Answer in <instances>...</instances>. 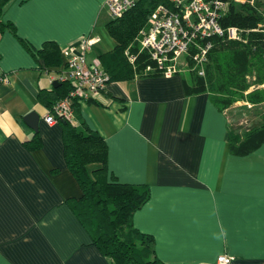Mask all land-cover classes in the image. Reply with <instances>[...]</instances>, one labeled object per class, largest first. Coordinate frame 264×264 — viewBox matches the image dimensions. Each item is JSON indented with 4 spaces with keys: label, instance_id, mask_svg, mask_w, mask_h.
<instances>
[{
    "label": "crops",
    "instance_id": "1",
    "mask_svg": "<svg viewBox=\"0 0 264 264\" xmlns=\"http://www.w3.org/2000/svg\"><path fill=\"white\" fill-rule=\"evenodd\" d=\"M105 2L10 0L0 12L30 45L0 32V264H110L66 204L81 191L65 165L61 127L44 122L48 110L37 100L53 89L64 59L47 67L35 55L45 42L62 51L93 34L101 39L89 53L97 63L114 47L103 44ZM184 82L178 73L109 83L99 101L78 103L80 123L105 140L110 178L149 187L132 223L153 238L160 261L264 264V143L231 155L233 107L219 112L207 94L186 95ZM31 112L40 117L35 152L23 146L35 133L23 121Z\"/></svg>",
    "mask_w": 264,
    "mask_h": 264
},
{
    "label": "trees",
    "instance_id": "2",
    "mask_svg": "<svg viewBox=\"0 0 264 264\" xmlns=\"http://www.w3.org/2000/svg\"><path fill=\"white\" fill-rule=\"evenodd\" d=\"M10 0H0V12ZM227 8L219 19L223 28L240 30V40L210 39L212 48L206 62L194 65L195 53L191 46L188 53L189 82H184L186 95L207 94L219 112L243 103L244 107L256 108L264 104V0L236 2L225 0ZM169 6L167 0H139L136 6L119 18L105 24L107 35L114 41L113 49L99 55L98 66L110 77V83H124L136 77H158L160 74L145 73L153 65L147 52H139L135 43L139 32L148 24L152 12L159 6ZM11 31L12 23L0 22V32ZM18 38V37H17ZM30 51V45L18 38ZM200 43V40L197 41ZM130 49L137 54L135 65L128 63L124 52ZM60 48L55 42H45L35 55L47 67H58ZM202 71V74H200ZM52 90L41 89L37 100L49 112L64 99L72 84L57 82ZM71 121L58 119L61 127L63 156L67 170L76 181L81 196L66 201L80 225L88 234L91 244L110 264H164L154 254L153 238L133 227V215L150 199L147 185L123 184L108 176V147L96 132L80 123L78 103L73 104ZM229 152L243 157L256 151L264 143V112L251 126L239 132L228 126ZM29 152L42 148L38 132L23 143ZM56 174L57 170L51 171Z\"/></svg>",
    "mask_w": 264,
    "mask_h": 264
},
{
    "label": "built area",
    "instance_id": "3",
    "mask_svg": "<svg viewBox=\"0 0 264 264\" xmlns=\"http://www.w3.org/2000/svg\"><path fill=\"white\" fill-rule=\"evenodd\" d=\"M138 1L106 0L104 10L108 19L114 20L134 8ZM167 1L169 6L159 5L152 12L148 26L139 32L135 40L138 51L147 52L153 63L145 68V73L156 72L165 78H171L187 68V65L179 64V60L187 58L191 46L195 48L192 62L197 66L206 62L207 54L212 48L210 39L213 37L240 40V30L225 29L219 23L220 17L227 8L225 0ZM199 40L200 43L197 42ZM100 41V37L90 34L81 37L77 45L61 51L64 59L63 69L53 81L69 82L72 84V89L64 99L54 105L52 112H47L44 117L46 124L54 125L58 123V119L73 120L75 102H97L101 99L110 83V77L96 62L86 61V56ZM124 55L129 64L135 65L136 53L128 48ZM5 82H7L6 77L1 76L0 84ZM230 262L231 259L227 256H220L216 260V264H230Z\"/></svg>",
    "mask_w": 264,
    "mask_h": 264
},
{
    "label": "rangeland",
    "instance_id": "4",
    "mask_svg": "<svg viewBox=\"0 0 264 264\" xmlns=\"http://www.w3.org/2000/svg\"><path fill=\"white\" fill-rule=\"evenodd\" d=\"M101 16L103 18L102 19L103 21L108 20L107 14L105 12H103ZM102 35H103V40H104L103 44L105 45V48H112L114 46V41L111 38H109L106 33L103 32ZM92 55H93V58H92ZM87 57L88 58L91 57V60L87 59V63L88 62L89 63H95L96 58H95L94 54H88ZM180 63L182 64V66L187 65V68H185V70H183L179 73H182V77L188 79L189 78L188 73H189V69H190L188 58H186V57L181 58L179 60V64ZM180 70L181 69L179 68V71ZM234 106L232 109L236 112L237 119H236V122L232 123V126L237 128V130L239 132H242L244 129L251 126L254 122H256L258 120L259 115L264 112V105H261V106H258L256 108H252V109H246V107H244V105L242 103L236 104Z\"/></svg>",
    "mask_w": 264,
    "mask_h": 264
},
{
    "label": "water",
    "instance_id": "5",
    "mask_svg": "<svg viewBox=\"0 0 264 264\" xmlns=\"http://www.w3.org/2000/svg\"><path fill=\"white\" fill-rule=\"evenodd\" d=\"M57 84V82H53L52 87L55 88ZM39 120L40 117L35 112H31L23 118L24 123L34 132H38Z\"/></svg>",
    "mask_w": 264,
    "mask_h": 264
}]
</instances>
